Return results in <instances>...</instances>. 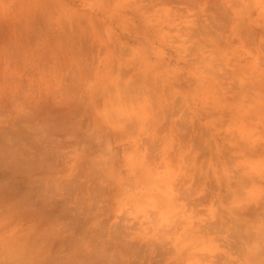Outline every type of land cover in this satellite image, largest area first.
Wrapping results in <instances>:
<instances>
[{
    "label": "rangeland",
    "instance_id": "374dc122",
    "mask_svg": "<svg viewBox=\"0 0 264 264\" xmlns=\"http://www.w3.org/2000/svg\"><path fill=\"white\" fill-rule=\"evenodd\" d=\"M0 264H264V0H0Z\"/></svg>",
    "mask_w": 264,
    "mask_h": 264
}]
</instances>
